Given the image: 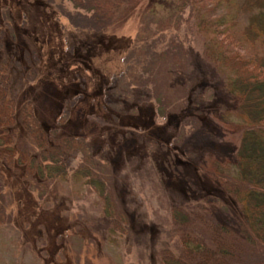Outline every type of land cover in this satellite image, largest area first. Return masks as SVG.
<instances>
[{"label": "rangeland", "instance_id": "1", "mask_svg": "<svg viewBox=\"0 0 264 264\" xmlns=\"http://www.w3.org/2000/svg\"><path fill=\"white\" fill-rule=\"evenodd\" d=\"M43 1L57 12L53 19L66 37L64 50L97 29L88 0ZM156 28L148 23L143 29L133 16L102 31L119 49L92 57L116 75L106 89L104 116H72L74 92L57 102L39 86L30 96L41 121L62 139H80L85 155L72 154L66 175L45 193L33 184L32 173L0 161L9 217L0 224V264H163L164 252L184 256L181 228L195 236L189 241H198L212 235L216 222L235 223L228 198L213 189L214 196L203 194L207 175L198 169L209 157L232 160L236 142L220 120L236 119L231 97L203 57L202 35L185 24ZM75 79V87L84 86L83 77ZM81 166L102 181L111 214L99 186L85 184L76 172ZM187 184L203 195H193ZM193 206L199 212L188 219Z\"/></svg>", "mask_w": 264, "mask_h": 264}, {"label": "trees", "instance_id": "2", "mask_svg": "<svg viewBox=\"0 0 264 264\" xmlns=\"http://www.w3.org/2000/svg\"><path fill=\"white\" fill-rule=\"evenodd\" d=\"M88 2L97 29L91 30L93 34L86 40L69 42L71 48L64 50L66 37L53 19L57 12L47 3L0 0V161L9 168L16 165L32 173L33 184L45 193L55 179L66 175L67 159L85 149L80 139H62L63 134L59 136L41 121L30 100L32 93L43 86L51 90L55 101L61 102L74 92L78 98L69 108L72 116L96 111L104 116L108 111L103 106L106 89L116 75L105 61H94L93 54L100 56L118 47L102 31L133 16L143 29L148 23H155L156 30L189 25L204 37L203 57L223 78L236 116L220 117L236 142L232 160L209 157L198 168L207 175L201 188L209 197L215 190L221 199L228 198L235 223L216 222L209 228L212 235L198 241H189L193 233L181 228L184 256L164 252L162 263L264 264V0ZM44 7L49 8V16ZM34 16L37 26L31 21ZM76 77L84 78V86L75 87ZM89 168L81 166L76 172L85 178V184L94 182L99 186L98 196L106 205L105 212L111 214L107 211L111 201L103 183L91 176ZM190 185L187 188L192 194L201 196ZM197 212L193 206L191 217L187 211L182 215L191 219ZM6 217L5 199L0 193V224ZM176 219L179 222V216ZM206 240L211 245L204 243ZM257 255L259 258L253 260Z\"/></svg>", "mask_w": 264, "mask_h": 264}]
</instances>
